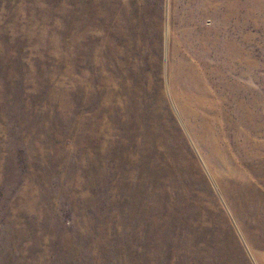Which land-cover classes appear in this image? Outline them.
<instances>
[{
    "label": "rangeland",
    "instance_id": "obj_1",
    "mask_svg": "<svg viewBox=\"0 0 264 264\" xmlns=\"http://www.w3.org/2000/svg\"><path fill=\"white\" fill-rule=\"evenodd\" d=\"M263 257L264 0H0V264Z\"/></svg>",
    "mask_w": 264,
    "mask_h": 264
},
{
    "label": "bare ground",
    "instance_id": "obj_2",
    "mask_svg": "<svg viewBox=\"0 0 264 264\" xmlns=\"http://www.w3.org/2000/svg\"><path fill=\"white\" fill-rule=\"evenodd\" d=\"M200 139V138H199ZM201 143V142H200ZM264 258V257H263Z\"/></svg>",
    "mask_w": 264,
    "mask_h": 264
}]
</instances>
